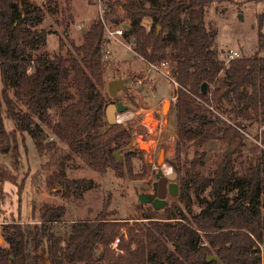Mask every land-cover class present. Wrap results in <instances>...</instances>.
<instances>
[{"label": "trees", "instance_id": "obj_1", "mask_svg": "<svg viewBox=\"0 0 264 264\" xmlns=\"http://www.w3.org/2000/svg\"><path fill=\"white\" fill-rule=\"evenodd\" d=\"M19 1L0 0V154L12 153L17 159V133H27L38 153H50V161L42 166V171L50 173L47 184L61 185L81 199L82 191L96 183L67 177L73 154L99 174H119L124 163L115 153L134 149L129 130L120 124L111 126L106 119L104 27L95 20L81 44L71 43L70 56L50 55L44 49L47 32L36 28L43 10L30 0ZM65 1L67 15L73 19L72 0ZM142 1L126 0V39L133 40L135 52L146 63H171L178 87L177 142L170 164L177 174L178 199L184 210L175 213L167 207L162 217L147 213L143 215L146 223L129 226L110 218L114 213L104 202L95 220L73 221L62 235L55 225L66 223L67 207L46 204L36 220L33 205L31 222L19 219L3 226L8 247L0 244V264H262L264 149L246 160L243 174L236 171L235 155L244 146L243 123L264 125V56L254 53L227 64L218 58L206 21L213 0L153 1L148 7ZM109 6L113 9L114 4ZM258 26L264 30V10ZM260 39L264 45V36ZM64 45L61 40L60 47ZM223 108L233 114V123L224 117ZM4 112L15 124L11 132ZM49 135L54 140L47 142ZM215 139L227 148L211 176H205L199 170L205 153L197 151L188 159V152ZM259 139L264 143V132ZM58 142L67 151L58 149ZM228 148L233 152H227ZM0 178L12 182L1 165ZM232 189L238 191L235 198L229 197ZM207 190L211 200L195 213L193 194ZM117 238L119 251L112 248ZM210 256L216 259L208 261Z\"/></svg>", "mask_w": 264, "mask_h": 264}, {"label": "rangeland", "instance_id": "obj_2", "mask_svg": "<svg viewBox=\"0 0 264 264\" xmlns=\"http://www.w3.org/2000/svg\"><path fill=\"white\" fill-rule=\"evenodd\" d=\"M153 1L143 0L145 6ZM21 2V0L19 1ZM31 4L42 9L44 14L37 29L47 32V41L44 49L50 54L62 53L70 56L71 43L81 44L84 34L92 23L97 20L98 8L91 0H72L70 3L73 19L66 12L65 0H30ZM264 10L263 2H247L246 0H213L208 8L206 21L210 32L214 37L213 47L218 58L225 61L227 53L235 50L240 57H249L254 53L264 56V45H261L260 35L264 36V30L258 26V17ZM242 16V18H240ZM149 25V24H147ZM64 41V47H60V41ZM125 44L111 42L107 45L110 54L104 66V81L108 92V84L117 79H128L124 90L116 96H108L107 106L121 102L124 111H117V116L125 117L124 121L117 123L129 130L133 140L134 149L117 151L123 158L124 167L119 174L108 171L99 174L93 171L85 161L76 154L67 170V177L71 180L89 179L96 186L82 191V198L75 196L72 190H67L61 185L55 188L49 186L46 178L50 175L47 170L42 171V166L50 161V153H38L35 143L27 133H17L19 157L16 159L12 153L0 154V165L12 180L3 181L0 178V244L8 247L3 240V226L18 221L31 222L34 218L33 205L36 206V220H39L40 209L46 204L65 205L67 214L65 222L55 225V230L66 235L68 226L73 221L95 220L103 209L104 202H109V211H113L110 218L119 219L126 225L133 226L146 223L143 215L157 213L158 217L165 214V209L170 207L175 213L184 210L185 205L177 196L167 193V204L161 209H155L151 203L142 204L139 195L153 193L154 183L158 181L157 174L160 170L165 173V168H170L173 174L175 169L170 161L175 157L177 142L176 112L174 110L175 92L177 84L169 68L157 66L151 67L135 52L133 40H125ZM264 44V41H263ZM0 76V92L2 91ZM74 93V89H71ZM165 104H168L166 109ZM165 106V110H164ZM224 117H228L233 123V114L230 115L223 108ZM5 118L6 129L11 132L15 129L12 120ZM150 121H147V120ZM36 120L48 132L47 126ZM244 146L240 154H236V171L244 173L246 160L253 158L261 149L257 142L260 141L261 128L257 123H243ZM54 138L49 135L48 141ZM58 149L66 150L67 147L58 142ZM264 145V143H263ZM226 144L220 139L207 143L203 148H192L188 152V159H193L197 151L204 152L203 165L199 170L205 176H211L213 169L223 153ZM231 153L233 149L230 148ZM162 156L161 165L159 164ZM40 173V176L38 175ZM35 180V181H34ZM178 183V178L174 180ZM170 183V181H169ZM237 190L232 189L230 198L237 196ZM64 195H67L65 197ZM211 200L209 190L196 196L193 194L194 212L199 213ZM176 205V206H175ZM39 217V218H38ZM126 233V230H123ZM172 250L171 244H169ZM264 264V248H263Z\"/></svg>", "mask_w": 264, "mask_h": 264}, {"label": "built area", "instance_id": "obj_3", "mask_svg": "<svg viewBox=\"0 0 264 264\" xmlns=\"http://www.w3.org/2000/svg\"><path fill=\"white\" fill-rule=\"evenodd\" d=\"M93 4L98 8V16L97 20L103 25L105 31V38L110 44L111 42H118L121 44H125L124 41L126 39V33L128 31V23L126 22V12L124 9V5L126 0H91ZM110 3L114 4L113 9L109 6ZM127 45V44H125ZM109 50L105 53V59L107 60L109 57ZM227 57L225 59V63H229L231 60L240 58V55L235 50H230L227 53ZM163 68L170 70L169 63L164 62L160 65ZM151 67L157 68V66L151 64ZM167 74L170 75L171 73L167 71ZM264 132V125L261 127V133ZM258 145L264 149V145L262 140L257 142ZM120 239L117 238L115 242L112 244V248L118 250V244ZM264 248V244H263Z\"/></svg>", "mask_w": 264, "mask_h": 264}, {"label": "water", "instance_id": "obj_4", "mask_svg": "<svg viewBox=\"0 0 264 264\" xmlns=\"http://www.w3.org/2000/svg\"><path fill=\"white\" fill-rule=\"evenodd\" d=\"M242 18V16H240ZM146 24H150L149 20L145 21ZM128 27V26H127ZM160 31V27H158V32ZM128 82V79H117L113 80L108 84V91L110 96L114 97L117 95L119 91H122L126 87V83ZM207 89L206 86H202V92L206 93ZM125 107L121 102H117L115 104H110L106 107L105 113H106V119L109 125L114 126L118 122L117 120V111H124ZM119 152V151H118ZM118 152L115 153L116 156H118ZM227 152H231L230 148H228ZM119 161H122V157H118ZM162 156H160L159 164L161 165ZM162 167V165L160 166ZM157 177L160 178L159 184L161 186L160 193L157 195L155 192L153 193H142L139 195V201L144 203H151L155 209H161L166 204L167 201L165 199L167 193H169L172 196H177L179 191L178 184L174 181L177 178V174H172L170 176H166L165 173L160 170L157 174ZM170 181V183H169ZM2 240L0 239V242ZM212 259H216V257L210 256L208 258V261H211Z\"/></svg>", "mask_w": 264, "mask_h": 264}, {"label": "bare ground", "instance_id": "obj_5", "mask_svg": "<svg viewBox=\"0 0 264 264\" xmlns=\"http://www.w3.org/2000/svg\"><path fill=\"white\" fill-rule=\"evenodd\" d=\"M165 106H166V109H167L168 108V104H165ZM165 106H164V110H165ZM124 119H125V117L122 118V116H117V120H118L119 123L124 121ZM147 121H150V120L148 119ZM172 174L173 173H172V170L170 168H165V175L166 176H170Z\"/></svg>", "mask_w": 264, "mask_h": 264}, {"label": "flooded vegetation", "instance_id": "obj_6", "mask_svg": "<svg viewBox=\"0 0 264 264\" xmlns=\"http://www.w3.org/2000/svg\"><path fill=\"white\" fill-rule=\"evenodd\" d=\"M159 181H160V178H158V181L154 183V187H153V192H155L157 195L160 193V189H161Z\"/></svg>", "mask_w": 264, "mask_h": 264}]
</instances>
